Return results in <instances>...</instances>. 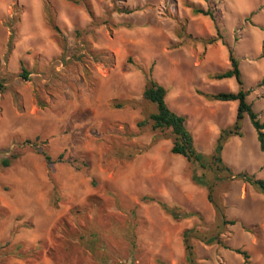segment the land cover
<instances>
[{"label": "rangeland", "instance_id": "1", "mask_svg": "<svg viewBox=\"0 0 264 264\" xmlns=\"http://www.w3.org/2000/svg\"><path fill=\"white\" fill-rule=\"evenodd\" d=\"M228 47L264 121V0H0V245L20 250L0 264H64L48 250L60 252V226H76L73 210L91 196L118 241L127 227L136 235L128 264H264V191L239 177L264 179V151L245 116L222 151L231 172L218 171L211 156L237 102L200 94L239 89L214 78L231 66ZM149 78L186 115L206 169L171 152L169 130L137 126L156 109L143 97ZM78 264L96 262L88 253Z\"/></svg>", "mask_w": 264, "mask_h": 264}, {"label": "trees", "instance_id": "2", "mask_svg": "<svg viewBox=\"0 0 264 264\" xmlns=\"http://www.w3.org/2000/svg\"><path fill=\"white\" fill-rule=\"evenodd\" d=\"M88 13L93 17V12L86 4ZM136 10V8H123L121 11L125 13H132ZM195 14H202L210 16L213 20L214 14L210 10H206L201 6L194 5L192 8ZM49 23L53 26V20L50 18ZM216 41V38H211L209 40L210 43ZM228 55L230 60V68L217 73L214 78L217 80H223L227 78H234L239 85V89L237 91H220L217 93H200L206 99L210 101H236V114L234 122L231 126L222 128L218 138L216 140L214 152L211 156L212 162L217 166L216 169L218 171H226L227 173L231 172L229 166H227L222 158V151L224 149L225 144L227 143L230 136L236 134H241V123L245 116H248L252 126L255 129L256 136L259 143V148L261 151H264V121H262L258 114L253 109V106L250 102H248L247 97L250 93V90L243 89V79L242 72L239 66V60L235 57L231 48L228 47ZM28 71L23 68L22 76L26 79ZM260 86H264V77L259 82ZM167 90L164 86L156 82L153 78H149L148 83L143 91V97L155 104L156 109L155 112L151 113L145 120L137 122L138 127H143L146 123H151V127L153 130H169L173 136V145L171 147V152L176 155L183 156L188 162L198 165L201 169L207 168V161L204 160L203 155L196 149L194 136L189 130L187 126V117L184 114H179L173 109L170 108L166 101ZM44 158L51 161V157L48 156L46 152H42ZM14 157V155L12 156ZM4 166L9 165V161L7 159L2 160L0 162ZM239 177L250 182L255 185L262 191H264V179L256 178L253 175H250L246 172H242L239 174ZM193 180L196 183L203 184L205 174L198 175L196 173L192 176ZM155 201L167 209L168 212H173L160 200L153 198ZM102 197L91 196L88 198L87 206L84 209H75L74 219L76 222V226H70L67 219H64L63 224L60 226L59 238L62 241V246L60 252H56L54 249H49L48 254L52 257L53 260H57L61 258L64 260V264L69 262L76 264L80 263L84 257L90 253L91 258L96 264H118L124 263L128 264L130 259H134V255L136 253V235L132 231V229L123 230V236L119 239L125 243L126 249L119 250L123 243L118 241V237L115 236V232H111V227L113 223L106 220L97 219V210L99 208L102 209L103 213L106 214L105 203ZM1 208V205H0ZM95 208V209H94ZM96 210V211H95ZM3 211V210H2ZM92 211V219L89 221V214ZM7 214V211L4 208V212ZM225 224H235L234 220H225ZM194 233V229H186L183 231V236L186 238V242ZM58 238V239H59ZM216 239L212 237L210 241ZM45 243V242H41ZM37 247L30 245V247L26 250H22L20 255L24 258L27 255L31 254V251H37L40 253L44 248V245ZM129 246V247H128ZM222 246L227 249H233L228 244L222 243ZM5 245H0V256L4 255L3 258L12 255L14 253L19 252V249L16 247H9V250H5ZM236 253L242 255L247 262L249 259V255L239 249H233ZM193 255L192 247L188 246V259L191 260ZM4 260V259H3ZM58 262V260H57ZM4 264V261H3Z\"/></svg>", "mask_w": 264, "mask_h": 264}]
</instances>
